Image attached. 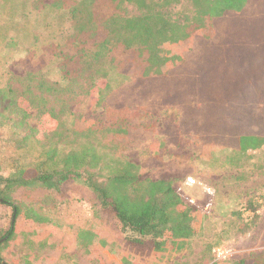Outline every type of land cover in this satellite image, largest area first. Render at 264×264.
I'll use <instances>...</instances> for the list:
<instances>
[{"label": "trees", "instance_id": "16d2710c", "mask_svg": "<svg viewBox=\"0 0 264 264\" xmlns=\"http://www.w3.org/2000/svg\"><path fill=\"white\" fill-rule=\"evenodd\" d=\"M35 1L37 10L67 13L72 23V43L80 48L77 57L88 69L94 68L87 111L89 118L100 120L101 125L91 122L86 132L79 133L83 139L98 140L107 135L131 141L140 138V133L135 132L139 128L131 123L133 115L138 119L156 116L154 107L145 103L154 97L153 106L165 107L164 93L160 92L175 93L172 82L181 81L180 76L185 79L196 74L197 80H209V84L219 81L221 96L208 99L203 90L192 84L183 85V95L188 93L193 99L184 103L173 99L177 104L167 105L178 108L183 104L181 126L191 124L186 120L199 110L204 120L196 128L206 131L209 144L233 147L241 155L264 147V68L260 70L259 62L254 63L258 70L247 69V57L241 48L248 41L255 43L260 50L257 57L264 59V0ZM233 31L237 40L225 41ZM213 57L216 58L212 61ZM207 58L211 62L202 69L198 65ZM229 66L238 78H225ZM190 70L194 73L189 74ZM1 73L4 80L5 72ZM112 76L119 77L117 85ZM5 78L0 82V136L8 134L10 144L24 151L36 140L25 105H35L31 99L22 103L10 78ZM30 79L31 71L22 80ZM237 80L241 85L235 87ZM225 82L229 90H225ZM231 90L237 92L230 95ZM121 101L124 106L117 108ZM101 107L103 115L98 114ZM86 142L85 148L62 156L53 151L45 165L20 164L8 174L3 173L0 161V203L12 211L6 240L15 235L23 220L40 217L41 211L20 201L22 196L36 190L56 196L72 181L90 189L97 206L95 217L110 222L119 232L130 252H116L123 264H141L145 256L183 251L191 240L203 236L202 213L187 205L170 182L141 180V167L121 160L107 174L100 166L98 150ZM262 206V202L252 199L236 213L243 218L238 233L247 234L257 227ZM218 246L208 250L210 254L214 250V259L205 264L223 262L216 259ZM237 264H264V256H253Z\"/></svg>", "mask_w": 264, "mask_h": 264}, {"label": "rangeland", "instance_id": "374dc122", "mask_svg": "<svg viewBox=\"0 0 264 264\" xmlns=\"http://www.w3.org/2000/svg\"><path fill=\"white\" fill-rule=\"evenodd\" d=\"M71 27L66 12L37 10L35 0H0V82L8 77L4 73L3 80L1 71L14 75L15 79L9 75V83L21 102H34V107L25 105V109L31 115L29 125L36 130V140L24 151L10 144L8 134L0 136L3 173L14 171L20 164L45 165L53 151L62 156L85 148L88 141L90 148L96 147L101 155L100 166L105 173L116 168L120 160L133 163L141 167V180L170 182L182 200L205 219L203 236L191 240L187 249L145 256L141 264H205L214 259V250L210 254V249L223 244L232 253L221 264L264 256V147L241 155L233 147L209 144L206 131L196 128L204 120L202 111H194L193 117L186 120L191 124L181 126L183 104L178 108L167 106L177 104L173 99L183 103L193 99L188 93L183 95L190 84L203 90L208 99H217L221 96L219 81L209 84V80H197L196 74L185 79L180 76L181 81L172 82L175 93L160 92L164 93L165 107L153 106L154 97L145 103L154 107L156 116L138 119L133 115L131 123L140 133L134 141L108 135L98 140L83 139L79 133L86 132L91 122L101 125V121L89 118L94 68L88 69L79 61L80 48L72 43ZM235 33L224 40H237ZM254 44L248 41L241 47L247 57L246 67L257 69L254 63L260 62L263 70L264 59L257 57L260 50ZM206 62L211 61L207 58L198 66L205 69ZM30 71L32 79L22 80ZM230 75L236 74L229 66L225 78ZM112 79L115 85L120 80L114 76ZM240 85L235 81V87ZM224 88L230 89L227 82ZM236 92L231 90L230 95ZM121 106L123 101L116 104L117 108ZM98 110V114H104L102 107ZM238 118L241 120L242 115ZM144 126L150 129H142ZM206 188L214 194L209 196ZM62 192L54 196L36 190L22 196L20 201L41 211L40 217L23 220L9 240L4 236L11 226L12 211L0 203V264H123L116 252L122 249L129 255V249L110 222L95 217L97 206L90 189L72 181L64 185ZM252 199L263 203L260 221L251 232L240 234L238 227L243 218L236 213Z\"/></svg>", "mask_w": 264, "mask_h": 264}, {"label": "built area", "instance_id": "2783aa9c", "mask_svg": "<svg viewBox=\"0 0 264 264\" xmlns=\"http://www.w3.org/2000/svg\"><path fill=\"white\" fill-rule=\"evenodd\" d=\"M205 192L209 196H212L214 194V192L210 188H206ZM215 253H216L217 260H222V259L228 258L231 255L232 251H231V248L229 246L224 245V246L218 247L216 249Z\"/></svg>", "mask_w": 264, "mask_h": 264}, {"label": "crops", "instance_id": "0c3cea01", "mask_svg": "<svg viewBox=\"0 0 264 264\" xmlns=\"http://www.w3.org/2000/svg\"><path fill=\"white\" fill-rule=\"evenodd\" d=\"M6 67V66H5ZM5 73H8V75H5V76H8L9 77V71L8 70H5L4 71Z\"/></svg>", "mask_w": 264, "mask_h": 264}]
</instances>
